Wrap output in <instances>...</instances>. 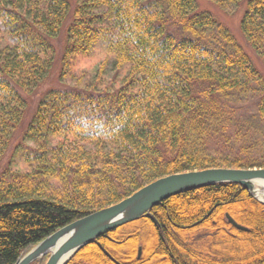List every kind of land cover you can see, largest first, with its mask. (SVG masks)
I'll use <instances>...</instances> for the list:
<instances>
[{"label": "trees", "instance_id": "obj_1", "mask_svg": "<svg viewBox=\"0 0 264 264\" xmlns=\"http://www.w3.org/2000/svg\"><path fill=\"white\" fill-rule=\"evenodd\" d=\"M212 1L244 9L264 62V0ZM99 54L93 85L42 95L16 148L25 170L0 173V264L159 178L264 169V80L195 0H0V161L54 65L73 81L76 61ZM108 64L122 78L102 88ZM99 245L118 264H264V205L237 184L179 194L66 264H115Z\"/></svg>", "mask_w": 264, "mask_h": 264}, {"label": "water", "instance_id": "obj_2", "mask_svg": "<svg viewBox=\"0 0 264 264\" xmlns=\"http://www.w3.org/2000/svg\"><path fill=\"white\" fill-rule=\"evenodd\" d=\"M259 183L264 184V169H207L168 175L147 184L116 204L59 229L20 257L15 264H33L37 261L41 263L46 256L48 259L45 264H66L77 252L102 235L148 217L150 211L162 201L205 187L237 184L264 205L263 201L252 194ZM226 218L235 228L247 230L236 224L228 215ZM99 248L113 263L118 264L102 246L99 245ZM140 251L139 249L138 257Z\"/></svg>", "mask_w": 264, "mask_h": 264}, {"label": "rangeland", "instance_id": "obj_3", "mask_svg": "<svg viewBox=\"0 0 264 264\" xmlns=\"http://www.w3.org/2000/svg\"><path fill=\"white\" fill-rule=\"evenodd\" d=\"M195 2L199 12L208 13L214 20L218 21L222 26L229 30L235 43L240 46L243 52L248 56L250 62L257 69L261 78L264 80V62L247 43L241 33L240 23L244 9L242 7H237L231 10H223L212 0H195ZM61 39H63V37H59L54 41L57 53H60L64 46V41ZM103 60L104 56L102 54H99L95 58L78 59L73 67V74L75 76L74 80L72 81L70 79V81L65 82L59 80L60 66L57 63L54 65L47 79L44 80V82H42V84L35 91L27 95L28 106L25 110L23 121L14 131L10 145L0 161V173L9 167L10 162L13 167L25 170V168L20 165L17 154H15L17 151L16 148L23 143L24 132L42 95L49 89L68 88L69 86H73V83L76 80L82 81V85H93L96 80V71ZM105 71L106 73L103 77L102 88L105 87L106 84H109L110 80L113 78L116 77L117 82H119L122 78V74L115 76V72L111 64L106 66ZM26 145L31 146L29 143ZM129 232H132V230H129ZM34 263L41 264L38 261Z\"/></svg>", "mask_w": 264, "mask_h": 264}, {"label": "bare ground", "instance_id": "obj_4", "mask_svg": "<svg viewBox=\"0 0 264 264\" xmlns=\"http://www.w3.org/2000/svg\"><path fill=\"white\" fill-rule=\"evenodd\" d=\"M253 194L257 199L264 202V184L259 183V185L256 186Z\"/></svg>", "mask_w": 264, "mask_h": 264}]
</instances>
